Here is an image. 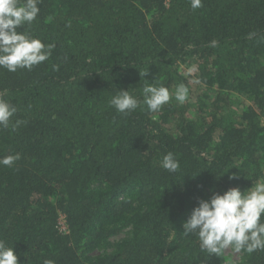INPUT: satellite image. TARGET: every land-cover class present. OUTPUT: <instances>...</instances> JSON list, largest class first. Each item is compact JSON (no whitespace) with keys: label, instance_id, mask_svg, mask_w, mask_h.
Here are the masks:
<instances>
[{"label":"trees","instance_id":"1","mask_svg":"<svg viewBox=\"0 0 264 264\" xmlns=\"http://www.w3.org/2000/svg\"><path fill=\"white\" fill-rule=\"evenodd\" d=\"M202 4L42 0L18 29L55 45L31 71L0 68L24 122L0 128V158L20 157L0 165V240L18 264H264V251L229 262L182 234L198 199L264 180V0ZM145 80L171 94L195 80L198 116L188 99L109 105L118 90L142 100ZM168 152L176 173L160 166Z\"/></svg>","mask_w":264,"mask_h":264},{"label":"clouds","instance_id":"2","mask_svg":"<svg viewBox=\"0 0 264 264\" xmlns=\"http://www.w3.org/2000/svg\"><path fill=\"white\" fill-rule=\"evenodd\" d=\"M41 2L0 0V68L8 72H16L18 69L31 71L50 58L54 44H45L27 30L18 31L21 26L27 29L37 19ZM202 6V0H190L193 10ZM217 45L216 40L210 42L211 47ZM146 74L147 71L140 72L141 78ZM188 92L184 84H179L175 90V100L183 104L188 99ZM142 97L141 100L128 90H118L109 100V105L123 115H128L141 105L155 113L173 98L167 87H157L148 81L143 86ZM16 113V106L0 94V128L11 127L14 131L24 123L19 119L13 122ZM19 158L18 154L4 156L0 158V165L11 167ZM160 166L169 173H176L180 168L172 152L163 156ZM239 178L238 174L229 176V180ZM182 227L184 236L198 238L201 252L218 256L228 248L248 254L264 251V180L252 183L243 192L239 187H230L222 194L213 192L208 200L198 199L197 206L192 209ZM0 264H18L13 247L7 246L3 240H0ZM45 264L52 262L45 261Z\"/></svg>","mask_w":264,"mask_h":264},{"label":"rangeland","instance_id":"3","mask_svg":"<svg viewBox=\"0 0 264 264\" xmlns=\"http://www.w3.org/2000/svg\"><path fill=\"white\" fill-rule=\"evenodd\" d=\"M183 69L186 71L187 74L194 73L193 68L189 67L187 65H184ZM190 85H191L190 88H188V90H189L188 100L192 103V106H191V109L189 110V112H190L192 117H196V116H198L197 110H196V105H198V96L200 97L201 95H203L202 93H203L204 89H202L199 86V83H197L195 80H192ZM174 94H175V90L172 92L173 98H174ZM232 95H230V96H232V97H230V99L231 98L234 99L236 96L235 94H232ZM225 253H226L227 260L229 262L239 261L242 257L241 252H239V253L234 252L231 248L226 249Z\"/></svg>","mask_w":264,"mask_h":264},{"label":"built area","instance_id":"4","mask_svg":"<svg viewBox=\"0 0 264 264\" xmlns=\"http://www.w3.org/2000/svg\"><path fill=\"white\" fill-rule=\"evenodd\" d=\"M60 227H61V229L62 230H64V231H67V224H66V219H65V217H61L60 218Z\"/></svg>","mask_w":264,"mask_h":264}]
</instances>
